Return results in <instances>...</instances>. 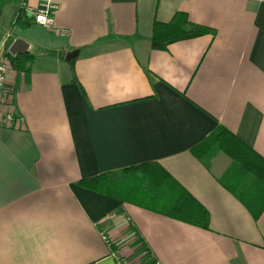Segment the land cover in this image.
<instances>
[{
  "label": "crops",
  "instance_id": "obj_1",
  "mask_svg": "<svg viewBox=\"0 0 264 264\" xmlns=\"http://www.w3.org/2000/svg\"><path fill=\"white\" fill-rule=\"evenodd\" d=\"M43 1L0 0V264H264V213L220 184L230 159L192 154L222 127L264 158V0H50V28ZM177 12L214 34L152 49ZM147 163L209 230L77 184Z\"/></svg>",
  "mask_w": 264,
  "mask_h": 264
},
{
  "label": "trees",
  "instance_id": "obj_2",
  "mask_svg": "<svg viewBox=\"0 0 264 264\" xmlns=\"http://www.w3.org/2000/svg\"><path fill=\"white\" fill-rule=\"evenodd\" d=\"M205 34L213 35L214 31L192 23L186 13L177 12L167 24L154 25L151 48L164 50L172 43ZM16 69L20 70V66ZM144 71L148 76V71ZM219 153L230 159L220 184L243 203L254 218H258L264 213V158L222 127L192 149V154L206 167ZM166 179L170 177L158 164L147 163L79 180L77 184L96 193L111 194L123 203L138 202L175 221L209 230L207 210L178 186L173 192L164 190Z\"/></svg>",
  "mask_w": 264,
  "mask_h": 264
},
{
  "label": "built area",
  "instance_id": "obj_3",
  "mask_svg": "<svg viewBox=\"0 0 264 264\" xmlns=\"http://www.w3.org/2000/svg\"><path fill=\"white\" fill-rule=\"evenodd\" d=\"M55 8L50 0L41 2L34 12L35 23L44 28H50ZM8 69V60L5 57L0 58V127H7L15 121L12 94L6 86ZM100 236L108 246L111 245L108 237L103 232H100ZM116 264H123V262L121 259H117ZM155 264L159 263L156 262Z\"/></svg>",
  "mask_w": 264,
  "mask_h": 264
},
{
  "label": "water",
  "instance_id": "obj_4",
  "mask_svg": "<svg viewBox=\"0 0 264 264\" xmlns=\"http://www.w3.org/2000/svg\"><path fill=\"white\" fill-rule=\"evenodd\" d=\"M20 44H22L21 41H16V42L14 43L13 47L15 48V47H17V46L20 45ZM14 52H15L14 50H12V49L10 50V53H11V54H14ZM73 54H74V53H73ZM70 56H72V54H70V55H66V60H67V61L69 60L68 58H69Z\"/></svg>",
  "mask_w": 264,
  "mask_h": 264
}]
</instances>
